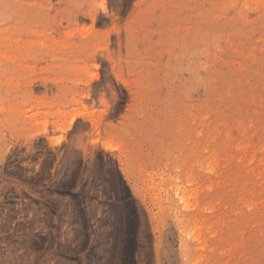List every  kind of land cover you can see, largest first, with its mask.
<instances>
[{
  "label": "rangeland",
  "instance_id": "obj_1",
  "mask_svg": "<svg viewBox=\"0 0 264 264\" xmlns=\"http://www.w3.org/2000/svg\"><path fill=\"white\" fill-rule=\"evenodd\" d=\"M0 264H264V0H0Z\"/></svg>",
  "mask_w": 264,
  "mask_h": 264
}]
</instances>
